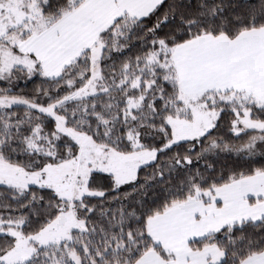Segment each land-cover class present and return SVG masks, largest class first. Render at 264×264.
Listing matches in <instances>:
<instances>
[{
    "label": "snow or ice",
    "instance_id": "1",
    "mask_svg": "<svg viewBox=\"0 0 264 264\" xmlns=\"http://www.w3.org/2000/svg\"><path fill=\"white\" fill-rule=\"evenodd\" d=\"M0 264H264V0H0Z\"/></svg>",
    "mask_w": 264,
    "mask_h": 264
}]
</instances>
